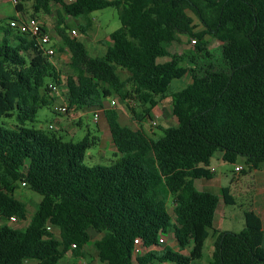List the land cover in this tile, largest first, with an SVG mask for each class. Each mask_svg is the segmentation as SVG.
I'll return each instance as SVG.
<instances>
[{
    "label": "trees",
    "instance_id": "trees-1",
    "mask_svg": "<svg viewBox=\"0 0 264 264\" xmlns=\"http://www.w3.org/2000/svg\"><path fill=\"white\" fill-rule=\"evenodd\" d=\"M63 1L33 0L32 17L50 15L52 2L74 19L110 7L119 12L120 27L101 57H91L83 42L61 30L63 16L56 25L71 55L65 101L83 112L102 111L117 159L107 167L86 166V152L97 142L89 133L73 143L26 127L55 101L47 80L61 84V78L43 47L10 27L16 17H9L0 25V118L15 113L18 125L0 127V264H59L69 251L81 257L90 231L102 234L94 246L106 264H133L136 238L150 247L137 264H191L201 259L211 232V264H264L259 216L244 212L239 233L217 231L220 200L235 203L230 187L213 194L194 186V180L212 179L207 167L216 153L228 164L242 158L253 170L264 162V0ZM187 11L203 31L194 32ZM181 36L195 39L194 51L171 54ZM206 37L220 43L216 63ZM186 60L189 67L182 66ZM119 70L128 76L121 79ZM187 74L191 83L171 96L176 124L162 128L159 138L121 125L117 111L104 106L112 96L133 97L147 106L150 120L156 98ZM17 185L41 197L29 219L25 203L14 197ZM12 217L27 224L12 228L6 224ZM169 233L177 251L159 244Z\"/></svg>",
    "mask_w": 264,
    "mask_h": 264
},
{
    "label": "rangeland",
    "instance_id": "rangeland-1",
    "mask_svg": "<svg viewBox=\"0 0 264 264\" xmlns=\"http://www.w3.org/2000/svg\"><path fill=\"white\" fill-rule=\"evenodd\" d=\"M77 0H72L68 2L64 0V4H73ZM32 2L33 0H20L22 9L26 17H32ZM15 2L13 0H0V25H5L8 22V18L15 16ZM187 14L192 18L193 25L195 26L194 32L203 31V26L197 20V18L190 12ZM59 16H63L61 30L65 32L66 35L75 37L81 42H83L91 57H101L104 55L106 48L111 44L109 35L113 33L120 27L119 12L116 8L110 7L100 11L91 13L85 18H70L65 17L61 12V6L57 3L52 4V12L48 19L46 26L51 29V35L48 33L47 27L40 21L45 33L50 36V43L44 45V47L52 46L55 49V54L49 58V61L54 65L56 71L58 72L61 80V84H56L53 81H48L50 85H55L57 90L52 91L49 88V94L55 99L54 103L50 107L41 108L36 116L34 123L26 124V127H33L35 129H42L45 132L54 134L56 136H61L64 142L76 143L85 137L87 133L90 137L96 138V144L92 146L87 152L84 160L86 166H103L107 167L116 161L117 157L114 155V150L109 149L108 146L101 147L99 145L98 139L101 138L102 133L99 131L98 123L93 121V113L83 112L74 108H69L65 101L64 92L65 86L64 81L67 76L71 74L70 71V52L66 46L62 43L55 26L59 23ZM39 19L37 16H33ZM90 22L88 25L86 23ZM80 26H86V32L83 34L80 31ZM76 33V35L73 34ZM1 37V34H0ZM179 43H174L170 48L169 52L171 54H189L194 51L195 39L193 37L181 36ZM205 41L207 43L208 50L212 53L213 63H216L220 57L219 46L220 43L211 37H206ZM183 67H189V63L186 60L182 63ZM121 79H125L128 73L119 70ZM191 83L190 76L187 74L180 80H173L169 86V91L165 98H156L157 106L155 111L159 114L156 117L151 112V119L146 118L144 110L147 106L142 105L133 97L126 99L125 101L120 100L117 96H112L108 100L114 99L116 105L111 107L108 104V100L104 102L106 109H114L118 112L119 122L123 126H127L132 130L143 129L152 139L159 138L162 135V128L169 126H174L176 123L173 120L171 114V96L177 91L185 88ZM62 105L68 106L67 114H59L57 108ZM130 106L134 109V114H132L128 107ZM16 114L14 113L10 118H0V127L9 130H15L18 125L16 121ZM138 117L137 121L135 120ZM49 126L52 129H49ZM161 128V129H160ZM211 166L214 170L212 176V183H215L214 187H211L212 193H219L217 184L223 187H230V194L234 200L233 205H224L220 200V203L216 209L214 222L217 224L219 220L222 221L220 226L221 231H229L233 233H239L244 228V212L252 211L256 213L262 220L263 224V243L264 247V162L260 164L257 170L251 169L245 160L239 158L235 164H228L223 162L220 157L216 154L211 158ZM235 167H240L239 172H235ZM200 181H196L197 190ZM14 197L26 205L27 218L29 219L35 211L37 204L40 202L41 197L28 188L23 186H16ZM200 190V189H199ZM167 209L170 214H172L170 199L167 201ZM12 228H23L27 221L22 223L10 222L6 223ZM1 226V223H0ZM49 232H51L55 237H58V229L52 225H49ZM166 236L167 242L172 241V235L169 233ZM101 233L94 231L89 232L90 240L82 249L81 257H73L71 251H69L65 258L62 259L59 264H106L99 256L94 243L100 239ZM214 235L211 232V237L207 238L200 260L194 261L191 264H211L210 255V242H212ZM165 243V242H164ZM213 246V243H211ZM190 248L186 249L189 251ZM27 264H34L33 262H28ZM133 264L137 262L133 261Z\"/></svg>",
    "mask_w": 264,
    "mask_h": 264
},
{
    "label": "built area",
    "instance_id": "built-area-1",
    "mask_svg": "<svg viewBox=\"0 0 264 264\" xmlns=\"http://www.w3.org/2000/svg\"><path fill=\"white\" fill-rule=\"evenodd\" d=\"M68 2H71L72 0H67ZM15 2V1H14ZM16 4V2H15ZM10 27L16 28L18 29L20 32L22 33H27L30 36L34 37L37 41V43L43 47L44 49V54L46 56H48L49 58L52 57L55 54V49L52 46L49 47H44V45H47L50 43V36L45 33L40 21L37 18H33V17H24L22 15H17L16 16V20H10L9 22ZM74 35H76V33L73 32ZM49 88L52 91H56L57 88L55 85H50ZM108 104L111 107H114L116 105V101L114 99L112 100H108ZM57 112L59 114H67L69 109L67 105H62L59 106L57 109ZM93 113V121L95 123H98L99 117H100V113L101 110H95L92 112ZM49 129L51 130L52 127L49 126ZM240 167H235L234 171L235 172H239L240 171ZM211 171V170H210ZM213 172V171H211ZM10 222H16L15 218H10L9 220ZM49 230V227H48ZM163 243V238L160 237L159 239V244ZM72 248H74V246H72ZM150 250V247L145 245L141 239L136 238L133 241V246H132V258L136 259L138 257H142L144 256L148 251Z\"/></svg>",
    "mask_w": 264,
    "mask_h": 264
},
{
    "label": "crops",
    "instance_id": "crops-1",
    "mask_svg": "<svg viewBox=\"0 0 264 264\" xmlns=\"http://www.w3.org/2000/svg\"><path fill=\"white\" fill-rule=\"evenodd\" d=\"M14 1V0H13ZM32 4H33V2H32ZM52 4H53V2L51 3V12H52ZM59 5V4H58ZM31 7H32V5H31ZM14 8H15V6H14ZM22 12H24V11H22ZM22 12H16V15L14 16V17H16L17 15H22V16H24V17H26L24 14H22ZM51 15V14H50ZM50 15H44V14H42V13H39L38 15H37V17L39 18L38 20H40L45 26H46V24H47V21H48V19L46 18L47 16H50ZM26 18H28V17H26ZM47 26H48V24H47ZM46 26V27H47ZM55 28H56V26H55ZM47 29H48V27H47ZM48 31V33H50L49 35H51V32H52V30L51 29H48L47 30ZM186 76V75H185ZM166 96H167V94H166ZM157 106V105H156ZM156 106L151 110V112H152V114H154L156 117H159V114L155 111V108H156ZM118 113V112H117ZM173 120L175 121V123H176V120H175V118L173 117ZM98 125H99V131L102 133V135H101V138L100 139H98V141H99V145L101 146V147H106V146H108L109 147V149H111V150H114V152H115V149H114V147H113V145H112V143H111V137H110V132H109V130H108V127H107V124H106V121H105V117H104V115L102 114V111H101V113H100V117H99V120H98ZM216 155L218 156V157H220L221 158V153H216ZM207 169L208 170H211V171H213L214 172V170H213V168H212V166H211V159H210V164H209V167H207ZM212 172V173H213ZM198 181H200V184H199V189H200V191H207V192H210L211 191V187L213 188L214 187V185H215V183H212V182H214V181H212L213 179H210V180H205V179H197ZM197 180H194V186L196 187V189H197V186H196V181ZM217 187H218V190H220L221 188H223V186H221L220 184H217ZM198 189V190H199ZM210 193H212V192H210ZM213 194H218L217 192H214ZM260 218V217H259ZM261 219V218H260ZM261 222H262V220H261ZM222 225V221L221 220H219L218 222H217V224L214 222L213 223V226H214V228L217 230V231H221L220 230V226ZM262 229H263V224H262ZM167 235H169L170 236V234H167ZM167 235H164V236H161L162 238H163V243L161 244V245H167L168 247H170V248H172L174 251H177L178 249H177V245H176V243H175V241L172 239V241L169 243V242H167V239H166V236ZM172 235V234H171ZM211 237V233H210V235H209V237L208 238H210ZM173 238V237H172ZM214 240H215V237H213V239H212V242H210V255H211V253H212V250H213V246H212V244L211 243H213L214 242ZM165 242V243H164ZM134 260V259H133ZM152 264H160V263H157V262H154V263H152ZM162 264H167V263H162Z\"/></svg>",
    "mask_w": 264,
    "mask_h": 264
}]
</instances>
